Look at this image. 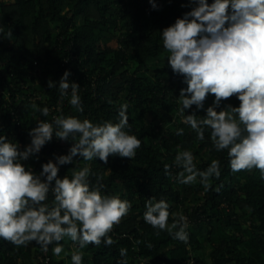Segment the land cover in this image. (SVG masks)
<instances>
[{
    "label": "trees",
    "instance_id": "obj_1",
    "mask_svg": "<svg viewBox=\"0 0 264 264\" xmlns=\"http://www.w3.org/2000/svg\"><path fill=\"white\" fill-rule=\"evenodd\" d=\"M8 1L0 0V26L12 34L0 36V135L18 143L22 151L30 144L28 131L37 126V119L50 121L63 114L94 123L114 121L120 104L128 103L130 134L141 140L131 160L110 156L105 164L77 156L73 163L60 166L58 176L63 178L88 163L102 177L105 194H119L133 205L114 227L115 244L79 249L83 264H117L121 247L127 249L128 264H185L190 259L194 264H264V181L259 171L233 172L227 151L212 149L207 132L204 141H197L195 133L180 123L179 92L187 85L168 66L160 31L191 10L181 7L188 0H155L156 10L149 0ZM107 39L116 46L110 47ZM65 70L80 86L82 113L69 104L70 96L61 99L58 88L47 86L51 80L58 87ZM213 100L214 95H208L204 109ZM33 103L48 107L49 116L33 110ZM239 103L233 96L216 110ZM193 111L201 117L206 114L193 105L185 115ZM178 127L184 129L183 136L175 134ZM71 146V141L53 137L25 164L38 174L42 164L67 155ZM181 149L193 151L201 171L212 160L220 161L221 175L210 180L208 191L199 182L178 183L180 169L174 166L171 176L165 174L164 164L173 165ZM96 175L90 176L93 184ZM152 197L167 200L170 212L188 216L187 244L167 231L156 235L144 223L145 202ZM60 243L64 246L60 256L53 255L54 245L49 246L47 264H71L77 246L67 237ZM42 252L35 241L16 248L0 238V264H39Z\"/></svg>",
    "mask_w": 264,
    "mask_h": 264
},
{
    "label": "clouds",
    "instance_id": "obj_2",
    "mask_svg": "<svg viewBox=\"0 0 264 264\" xmlns=\"http://www.w3.org/2000/svg\"><path fill=\"white\" fill-rule=\"evenodd\" d=\"M149 4L158 9L155 0ZM181 7L191 10L160 31L168 66L187 85L179 92L180 123L195 133L197 141H204L207 132L212 149L227 151L233 172L256 169L264 181V0H188ZM5 35L12 34L0 26V36ZM70 76L65 70L58 87L51 80L47 86L58 88L61 99L70 96L69 104L82 113L80 86L71 82ZM208 95H214V100L204 109ZM233 96L239 106L216 110ZM193 105L206 114L201 117L193 111L185 115ZM31 107L41 116H49L48 107L39 108L35 103ZM128 108V103L120 104L116 119L101 123L63 114L50 121L37 119V126L28 131L30 144L22 151L18 143L0 135V238L16 248L35 241L45 253L54 245L53 255L60 256L64 251L60 242L67 237L77 246L71 264H83L79 249L116 243L114 227L129 215L132 202L119 194H105L102 177L93 173L88 163L74 167L70 176L60 178L58 172L77 156L85 162L98 158L105 164L110 156L135 158L141 140L130 134ZM175 134L183 136L184 129L178 127ZM53 137L71 141L72 146L67 155L42 164L37 174L25 162L37 156ZM173 166L180 169L175 176L178 183L199 182L205 191L212 186L210 180L221 175L219 160H212L201 171L188 149L176 152L173 165L164 164L166 175L171 176ZM92 175H96L94 184ZM170 207L165 199H147L143 221L156 230V235L167 231L172 239L187 244L188 219L170 212ZM119 255L117 264H128L127 249L121 247Z\"/></svg>",
    "mask_w": 264,
    "mask_h": 264
},
{
    "label": "built area",
    "instance_id": "obj_3",
    "mask_svg": "<svg viewBox=\"0 0 264 264\" xmlns=\"http://www.w3.org/2000/svg\"><path fill=\"white\" fill-rule=\"evenodd\" d=\"M60 104H57V106L55 108H53V110H55L56 112L60 110ZM184 216L187 217L188 219V223H189V218L186 214H184ZM38 263L39 264H47L48 263V258H47V253L45 252H42V255L38 258ZM185 264H194V260L193 259H190L188 260L187 262H185Z\"/></svg>",
    "mask_w": 264,
    "mask_h": 264
},
{
    "label": "rangeland",
    "instance_id": "obj_4",
    "mask_svg": "<svg viewBox=\"0 0 264 264\" xmlns=\"http://www.w3.org/2000/svg\"><path fill=\"white\" fill-rule=\"evenodd\" d=\"M6 4H9L8 0H3ZM106 42L109 44L110 47L114 48L116 46V42L111 40V39H107Z\"/></svg>",
    "mask_w": 264,
    "mask_h": 264
}]
</instances>
